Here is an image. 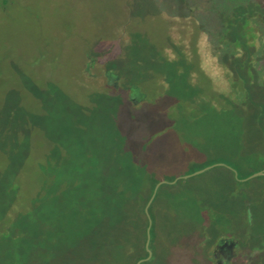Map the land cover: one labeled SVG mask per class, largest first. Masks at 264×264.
Returning a JSON list of instances; mask_svg holds the SVG:
<instances>
[{
    "label": "rangeland",
    "instance_id": "obj_1",
    "mask_svg": "<svg viewBox=\"0 0 264 264\" xmlns=\"http://www.w3.org/2000/svg\"><path fill=\"white\" fill-rule=\"evenodd\" d=\"M121 167L210 168L158 192L151 264H264V0H0V264H79L60 197Z\"/></svg>",
    "mask_w": 264,
    "mask_h": 264
},
{
    "label": "trees",
    "instance_id": "obj_2",
    "mask_svg": "<svg viewBox=\"0 0 264 264\" xmlns=\"http://www.w3.org/2000/svg\"><path fill=\"white\" fill-rule=\"evenodd\" d=\"M119 170H124L126 175H119ZM127 171H130L128 167L116 168L114 174H109L107 181L99 179L95 182L88 199L89 213L86 217H81L80 222L76 223L79 216L75 206H71L67 196L61 195L58 222L80 225L79 238L76 230L74 233L81 253L79 264H137L148 256L146 243L149 218L145 211L146 206L159 183L166 180L173 182L182 176H174L171 179L155 176L150 179L137 175L136 178L131 171ZM184 180L186 179H181L174 185ZM174 185H163L159 191ZM69 186L72 184L66 187L69 189ZM157 196L149 209L153 221L149 248L153 252V258L144 264L162 259L153 214ZM77 202L80 208V203Z\"/></svg>",
    "mask_w": 264,
    "mask_h": 264
},
{
    "label": "flooded vegetation",
    "instance_id": "obj_3",
    "mask_svg": "<svg viewBox=\"0 0 264 264\" xmlns=\"http://www.w3.org/2000/svg\"><path fill=\"white\" fill-rule=\"evenodd\" d=\"M238 241L224 239L217 243L213 251V260L216 264H232L239 256Z\"/></svg>",
    "mask_w": 264,
    "mask_h": 264
},
{
    "label": "water",
    "instance_id": "obj_4",
    "mask_svg": "<svg viewBox=\"0 0 264 264\" xmlns=\"http://www.w3.org/2000/svg\"><path fill=\"white\" fill-rule=\"evenodd\" d=\"M209 169H210V168H206V169H203V170L197 171V172H195V173H193V174H191V175H185V176L179 177V178H177V179H176L175 181H173V182L162 181L161 183H159V184L155 187L154 192H153V195H152V197H151L150 201L148 202V204H147V206H146V209H145L146 214H147V216H148V218H149V227H148V231H147V243H146V248H147L148 256H147L146 258L141 259L140 261H138L137 264H144V263H147V262L151 261L152 258H153V252H152V251L150 250V248H149V246H150V242H151V230H152V226H153V221H152V219H151V217H150L149 209H150L152 203L154 202V200H155V198H156V196H157V193H158L160 187L163 186V185H166V184H172V185H174V184H176V183H177L179 180H181V179H189V178H191V177H194V176L200 175V174L204 173L205 171H207V170H209ZM262 174H263V173H260V174H258V175H262ZM258 175H255V176H258Z\"/></svg>",
    "mask_w": 264,
    "mask_h": 264
}]
</instances>
